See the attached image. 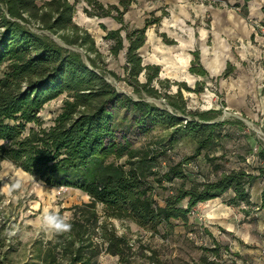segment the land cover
I'll return each instance as SVG.
<instances>
[{
	"label": "trees",
	"instance_id": "obj_1",
	"mask_svg": "<svg viewBox=\"0 0 264 264\" xmlns=\"http://www.w3.org/2000/svg\"><path fill=\"white\" fill-rule=\"evenodd\" d=\"M114 1L117 3L110 5L83 0V13L90 18H111L121 25L110 31L100 27L106 32L103 40L113 42V56L125 50L126 82L139 96L143 92L162 97L171 112L141 97L134 100L118 93L97 70L96 59L89 56L98 55L94 40L73 21L78 0H0V163L9 162L48 187L66 186L90 198V203L72 208L70 233L55 235L52 249H47L41 260L23 264H60L62 260L66 264H91L99 252L89 237L95 230L105 251L127 262L124 256L132 246L124 236H117L112 226L99 222L97 204L103 206L107 219L127 220L155 232L172 220L186 223L197 205L218 198L229 207H250V190L264 177L261 167L257 174L241 167L223 172L214 180L188 172L193 160L221 137L226 123L213 122V111L188 112L181 88L192 90L185 84L177 85L175 95L161 94L151 86L160 69L143 65L139 49L145 43L147 27L155 22L123 36V16L137 0ZM250 1L242 0L244 6ZM50 36L58 37L64 47ZM67 47L83 49L89 65L80 53ZM194 56L197 59V54ZM193 66L191 73L206 75L203 69ZM229 74L228 68L223 76ZM141 75L144 83L138 81ZM61 96L64 100L60 113L51 126L45 127L41 111ZM116 112L130 115L128 129L137 135L161 128L169 131V145L176 138H188L195 144L191 157L170 164L157 180L172 187L165 189L161 206L154 199V187L145 173L154 159L146 155L133 163H117L128 155L135 156L124 137L122 141L117 139L113 127ZM254 155L264 161V149ZM212 170L216 174L219 168ZM175 181L181 184L174 187Z\"/></svg>",
	"mask_w": 264,
	"mask_h": 264
},
{
	"label": "rangeland",
	"instance_id": "obj_2",
	"mask_svg": "<svg viewBox=\"0 0 264 264\" xmlns=\"http://www.w3.org/2000/svg\"><path fill=\"white\" fill-rule=\"evenodd\" d=\"M182 6L173 7L164 0H137L123 17L126 30L122 35L155 22L147 27L145 43L139 49L143 65L158 66L160 69L158 79L151 86L161 94L166 92L175 95L177 85L185 84L192 90L189 92L181 88L182 100L188 112L196 114L213 111L216 112L213 122L226 123L221 130V137L210 149L193 160L188 172L205 180H214L223 172L241 167L257 174V168L264 169V161H259L254 155L257 150L264 149V0H251L244 10L242 0H192L190 6L186 4L184 9ZM197 7L231 9L240 14L246 11L245 21L254 30L255 37L251 42L248 40L243 44L233 40L222 41L226 45L223 62H214L209 18L197 17L194 13ZM82 8L83 4L78 2L73 21L94 40L98 55L89 56L96 59L97 70L118 93L134 100L141 97L171 112L162 97L154 98L143 92L139 96L133 92L126 82L125 50L113 56V42L103 40L106 32L95 18L86 16ZM176 21L182 26H177ZM102 24L106 31L118 27L110 20H104ZM202 30L206 32L204 39ZM50 37L64 47L58 37ZM67 48L80 53L89 65L83 49ZM204 52L216 68L220 67L217 75H211L201 63ZM194 54H197V59ZM192 63H195L194 66ZM191 66L196 70L203 69L206 75L191 73ZM228 68L230 74L224 77ZM138 81L144 83L145 77L139 76ZM194 90L200 92L195 93ZM63 100L64 96H61L43 108L40 116L45 127L52 125L60 113ZM178 116L196 118L191 115ZM129 122V114L115 113L113 127L117 139L122 141L124 137L130 143V152L135 156L131 158L128 155L117 163H133L146 155L154 159L148 163L150 168L147 167L145 173L154 187V199L161 206L162 198L166 195L165 189L171 186L165 182L158 183L157 180L170 164L191 157L195 152V144L188 138H176L169 145V131L161 128H155L145 136L137 135L133 129H128ZM197 166L199 170L195 169ZM214 167L219 168L216 174L212 170ZM180 184V181H175L173 186ZM62 189L65 192H61ZM250 196V207H229L220 198L212 203L199 204L186 223L172 220L158 227L155 232L127 220L107 219L103 206L97 204L95 211L99 222H106L117 236H124L132 250L124 256L127 262L120 261L105 251L99 233L95 230L94 233L90 232L89 237L98 246L99 252L91 264H264V177L250 190ZM88 203L90 198L77 189L48 187L11 163L1 162L0 264L41 260L45 251L52 249L54 243V236L49 238L42 228L43 215L48 211H59L70 221L72 208ZM213 210L219 212L218 221L209 219L207 213ZM60 264H66L65 260Z\"/></svg>",
	"mask_w": 264,
	"mask_h": 264
},
{
	"label": "crops",
	"instance_id": "obj_3",
	"mask_svg": "<svg viewBox=\"0 0 264 264\" xmlns=\"http://www.w3.org/2000/svg\"><path fill=\"white\" fill-rule=\"evenodd\" d=\"M100 1L102 3H106V4H110V5L117 3L114 0H112V1L100 0ZM164 1L166 4H169L170 6H173V7H175L177 5H180V7H181V4H182L183 5L182 8L184 9V6L186 4H188L190 6L192 0H164ZM78 2H81L83 4V8H84L85 5H84L83 0H78ZM247 4L245 6H247ZM242 5H243L242 8L244 10L245 6H244L243 2H242ZM83 8H82V10H83ZM183 11H184L183 15L186 16L185 10H183ZM194 11H195L194 13L197 17H203V16L206 17L207 16L209 18V24H210L211 29H212V42H213L212 49H213V53L215 56L214 62H218L219 64L220 63L222 64V62H223L222 55H223V52L226 50V45L222 41L233 40V41H237V42L243 44V43L247 42L248 40H249V42H251L250 40L253 39V37H255L254 30L250 29L248 27L246 21H245V15L247 13L246 11H244V13H245V14L243 13L244 15L237 13L231 9H221V8H203V9H201V8L197 7L196 10H194ZM262 14L264 15L263 12H262ZM95 19L99 22L100 25H103L102 21L110 20L118 26L117 29H115V30H118L119 28H121V25L116 23L111 18H105V19L95 18ZM123 24H124V20H123ZM175 24L177 26H182V24L178 23L177 21L175 22ZM124 26H125V24H124ZM165 26H168V25H165ZM170 27H173V26H170ZM190 31L191 30H189L188 32L191 33ZM201 32H202V37L204 39L206 32L204 30H202ZM186 48H187V46H186ZM244 48H245V46H244ZM205 56H206V53L204 52L201 63L203 64L205 70L208 71L211 75H217L218 73H220V67L216 68V66L213 65L214 62L210 59H207ZM188 62H189V60H188ZM213 201L214 200L203 203V204L212 203ZM207 214H208L209 219L211 221H218L219 220V212L217 210L209 211Z\"/></svg>",
	"mask_w": 264,
	"mask_h": 264
},
{
	"label": "clouds",
	"instance_id": "obj_4",
	"mask_svg": "<svg viewBox=\"0 0 264 264\" xmlns=\"http://www.w3.org/2000/svg\"><path fill=\"white\" fill-rule=\"evenodd\" d=\"M42 228L49 238H52L55 235L70 233L72 224L59 211H48L42 217Z\"/></svg>",
	"mask_w": 264,
	"mask_h": 264
},
{
	"label": "built area",
	"instance_id": "obj_5",
	"mask_svg": "<svg viewBox=\"0 0 264 264\" xmlns=\"http://www.w3.org/2000/svg\"><path fill=\"white\" fill-rule=\"evenodd\" d=\"M61 192H65V190L62 189ZM191 214H193V212Z\"/></svg>",
	"mask_w": 264,
	"mask_h": 264
}]
</instances>
